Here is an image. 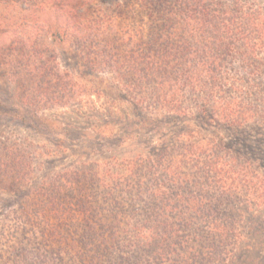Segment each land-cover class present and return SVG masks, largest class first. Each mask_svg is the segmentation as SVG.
Masks as SVG:
<instances>
[{"label":"trees","instance_id":"1","mask_svg":"<svg viewBox=\"0 0 264 264\" xmlns=\"http://www.w3.org/2000/svg\"><path fill=\"white\" fill-rule=\"evenodd\" d=\"M74 1L76 0H55L52 4L59 3L61 8L67 7L70 10V4ZM155 1L140 0L141 4H139L140 8L144 10V16L153 24L142 32L148 41L138 34L141 32L135 30H133L134 32L129 30L124 32L123 29L114 28L118 35L117 38L122 40L116 39L112 43L105 40L95 41L96 36L100 37L104 34L102 32L92 33L90 27H87L88 31L85 33L82 32L83 29L77 31L73 41L75 43L72 42V46H75L78 55L86 61L85 67L113 71L119 92L123 93V101L130 107V115L136 119L139 126H152L151 132L161 133V129L169 125L163 116L172 115L180 119L196 118L206 126V128H202L205 131H208L209 128H225L243 136L244 126L254 121L255 104L263 102V99L259 100L254 96L256 93L252 88L259 85L252 80V76L264 73L260 70L261 63L259 62L261 61L258 59L259 56L264 55V46H256L249 40L253 36L251 32L253 29H256L254 32L259 34V37L264 35V18L257 22L258 17H251L255 24H253L254 28L248 31L241 29L243 20L240 21L238 17L233 16L229 12L230 10H224L221 4L213 3L216 7H211L210 1L207 3L205 0H175V5L167 0ZM84 5L86 4L82 3L78 8L72 9L74 14L68 13L67 20L71 23L77 21L78 10L80 11ZM155 6H158L160 13L164 11L161 22L164 25L159 26L151 21L154 14L151 8ZM131 16L126 15V18L131 19ZM12 18V12L7 15V18L0 16V27L3 24L2 28L5 29L2 36L4 43L0 47V79H5L11 91L12 117L23 119V121H19L25 125L27 121L19 115L29 116L30 121L36 120V114L40 111L49 108L64 109L72 104L78 92L86 93L87 89L77 84L72 76L60 71L56 63L54 43L56 40L63 42L64 37L68 35L67 30L62 33L57 30H40L35 39L39 37V34L44 38L36 43L29 44L28 39L25 40V43L10 39L5 43L7 32H9L6 29L14 27L9 22ZM139 22L144 24L143 19ZM69 29L77 30L78 28L75 24ZM155 29L158 30L159 35H165L166 43H159V40L154 39ZM47 34L53 43L46 44L45 36ZM120 34L125 37V40ZM137 35L140 36L138 39ZM185 54L186 56H183ZM231 60L239 61L240 68L248 69L245 74H248L249 77L243 79L244 82L225 76L224 70ZM249 83H253L254 87H251ZM3 111L4 116H7L9 112ZM158 114L160 115L159 120L152 117ZM99 120L91 127L99 135L94 139L96 141H101V138H108L111 135L110 121L100 118ZM138 125L134 124V126ZM68 130L67 127L66 129L61 128L58 129L59 134H53L57 137L53 145L58 150L66 140L68 141L67 137L73 140L79 138V135L75 136ZM85 135L87 134H82L83 138H86ZM178 135V137H183V145H186L188 140L195 141L196 137L203 143L199 142L196 145L197 142H190L188 148H183L185 154H177L178 156H175L174 146L168 148V146H164V143H161L156 148L148 147V151L146 149L138 150L131 158L119 160L118 163L111 159L114 164L124 169L117 178L116 183L119 185L110 183V173L102 174L99 166L95 163H93L94 168H85V171L78 170L72 173V176H67L64 184H61L64 176L56 184L45 180L40 183L39 191L35 190L39 198H44L45 202L33 206H29L28 203L21 205L19 213L28 219V210L34 216L41 218V223L45 225L41 231V235L44 237H41L49 245H55L60 249L63 245V252L67 251L73 254L76 250L73 245L76 244L77 249H80L76 256L78 259L76 264H124L130 262V252L118 246L116 236L120 233L127 234L129 230L136 241L135 246L142 247L139 250L145 249L146 246L157 240L160 242L170 240L180 232L178 228H175V223L171 224L169 221L168 218L171 215L177 217L176 223L184 222L181 219L183 213L190 216V220H185L184 227L187 230L185 233L188 234L189 228L192 229L193 218L197 217L201 220L211 218L214 216L213 213L219 212L221 208H224L226 212L234 205L228 197L223 199L224 204H221L217 201V195L223 196L222 198L232 195L239 188L251 185V182L246 176L244 182L239 178V171L230 169V164L236 160L232 155H239V152L233 150L227 144V140L219 134L204 138L199 130L192 129L181 130ZM3 156L4 161L1 159ZM27 157L24 156L21 146L1 144L0 166L6 168V173L3 176L4 181L0 179V191L9 190V193H12L13 186H16L15 189L19 190L18 192L28 189L31 181L28 179L30 166L26 161ZM189 160L197 162V165H203L201 167L202 178L205 182L202 186H197V182H192L194 176L191 177L181 172L182 167L179 165H185ZM80 164L85 166L87 163ZM208 174H212L213 186L206 182V179H209ZM159 175L165 183L159 182ZM148 177L149 183L146 185L144 181H147ZM89 178H94L97 183H90L92 180ZM111 180L114 181V179ZM177 182L180 184L175 187ZM75 185L77 189L73 190ZM95 187L105 192L102 197L103 204H87L86 200L88 199L82 196L86 193L85 189L88 188L91 189L92 194L89 193L90 195L87 197L91 199L96 195ZM205 187H207L206 190ZM121 188H123L124 194L137 200H141V195L144 193L143 195L149 200L144 211L153 213L149 216L146 215L143 224H130L116 220L114 224L108 226L109 236L95 235V229L92 226L95 225L97 228L99 223L92 224L96 219L94 213L97 210L100 213L104 211L103 207L108 202V198L112 196V193L121 191ZM236 188L238 189L236 190ZM71 191L77 194V197H71L77 202L79 214L89 216L92 220L84 216L75 218L73 213H68L69 210L64 208L61 203L63 195ZM30 193L31 190L28 189V192L21 193L20 197L30 200L32 199ZM131 201L133 200H130L129 207L132 209ZM113 202L114 209L118 208L124 211L121 203H117L115 200ZM86 206L89 207L86 208ZM46 210H49V214L54 217L52 222L49 220L52 218L50 215H48L49 219L45 216ZM225 212L222 211L223 214ZM73 224L77 228L74 229ZM211 225L213 226L212 230L216 231L213 223ZM187 236L194 238V242H196V237L192 234ZM170 246L177 249V243L170 244ZM132 247L130 246V248ZM175 252V250H170L171 254L164 257V253L167 252L158 249V254L163 262L164 260L171 261L170 257ZM86 253L94 255L88 256L86 259L82 257ZM242 253L239 249L226 251L224 263L264 264V254L261 252V248L254 258L249 256L248 259L243 260L245 254ZM73 259L72 257L70 261ZM50 261L51 259L48 260V262Z\"/></svg>","mask_w":264,"mask_h":264},{"label":"rangeland","instance_id":"2","mask_svg":"<svg viewBox=\"0 0 264 264\" xmlns=\"http://www.w3.org/2000/svg\"><path fill=\"white\" fill-rule=\"evenodd\" d=\"M167 1L175 5V0ZM205 1L207 3L210 1L211 7H216L213 3L221 4L224 10H230L229 12L233 16L238 17L240 21L243 20L241 29L244 30L251 31L254 28L253 24H255V21L251 17H258L257 22L264 18V0ZM53 2L55 0H0V16L7 18V15L11 12L13 15L9 22L14 27L6 29L9 32H7V41L5 43L9 39L21 41L22 43H25V40L28 39L29 44L31 42L36 43V41L44 38V36L39 34V37L35 39L40 30H57L60 33L67 30L68 35L64 37V41L58 42L56 40L54 43L53 49L56 63L60 71L66 72L72 76L77 84L87 89L86 93L78 92L72 104L64 109L49 108L40 111L36 114V120L30 121L29 116L19 115L27 121L25 125H22L19 120L23 121V119L12 117L11 91L5 79H0V147L1 144L21 146L24 156H28L26 160L30 166L28 179L31 181L28 189L31 190L30 196L32 198L30 200L25 199L26 201L22 199L20 197L21 193L26 194L28 189L24 188L25 190L18 192L19 190L15 189L16 186H13L12 193H9V190L0 191V264H76L78 261L76 256L80 252L76 244L73 245L74 249H76L73 254L67 251L63 252V245H61V249L55 245H49L42 238L44 236L41 235V231L45 227L41 223V218L34 216L27 210L29 218L26 219L19 213L20 206L27 203L29 206H33L45 202L44 198L40 199L36 193L41 187V182L46 180V182L51 181L56 184L64 176L62 179L63 183H61L64 184L67 176H72V173L78 170L85 171V168H94L93 163L99 166L102 174L110 173V183L116 185L117 178L124 169L114 164L111 159L116 160V163H118L120 162L119 160L131 158L138 150L146 149L148 151V147L156 148L161 143H164V146L166 145L168 148L174 146L175 156L177 154H185L183 153V148H188L190 142H197L196 145L199 142L200 144L203 143L196 137L195 141L188 140V143L183 145V137H178V133L181 130L188 131L192 129L199 130L204 138H209L210 135L216 134L225 138L228 142L227 144L233 150L239 152V155H232L236 160L230 164V169L236 172L239 171V178L243 179L244 182L246 181L244 178L246 176L251 185L246 183V188H236V190L238 189L237 192L224 198L217 195V201L221 204H224L223 199L228 197L234 205L226 212L224 208H221L219 212L213 213L214 216L211 218L203 220L197 217L193 218L192 229L189 228L188 234H186L187 230L184 227L186 224L185 220H190V216L186 213H183L184 215L181 217L184 222L176 223L177 217L175 215L170 214L171 216L168 218L171 224L175 223V228L179 229L178 235L164 242L159 240L152 242L143 250H139L142 247L138 248L135 246L136 241L129 230L127 234H118L115 238L118 246L130 252V262L124 264H225L224 261L226 259L224 260V257L226 255L224 253L226 251L241 250L245 254L243 260L248 259L249 256L251 258L256 257L257 253L260 252V248L264 254V73L252 76V80L259 85L252 88L256 93L254 96L259 100L263 99V102L255 104L256 107L253 109L255 111L254 121L244 126L242 130L244 132L243 136H240L237 132H230L225 128H209L208 131H205L202 128H206V126L196 118L180 119L172 115H162L165 117V121L169 122V125L164 126L161 129V133L151 132L152 126H139L136 119L130 115V107L123 101V93L119 92V86L114 79L116 78L115 73L107 69L95 70L85 67L86 61L78 55L75 46H72L76 32L83 29L82 32L85 33V31H88L87 27L92 28V33L98 32L99 34L102 32L104 34L100 37L96 36L95 41L105 40L112 43L116 39L122 40L117 38L118 35L115 33L116 30L114 28L123 29L124 32H127V30L141 32L138 34L148 41L142 32L153 24L144 16V10L139 6L141 4L140 0H76L70 4V10L67 7L61 8L59 3L55 4V7L52 4ZM82 3L86 5L80 8V11L77 9L79 12L77 21L71 23L66 16L72 12V9L78 8ZM154 3L156 4L157 2L155 1ZM151 11L154 13L151 21L159 24V26L164 25L161 23L164 11L160 13L158 6L151 8ZM126 15H132V18H126ZM141 19H143L144 24L139 22ZM75 24L77 25V30L69 29L70 26ZM2 27H0V47L4 43L2 36L5 29ZM254 30L256 29L251 31L253 36H251L249 41L256 46H264V35L259 37L260 35L255 33ZM158 33V30L155 29L154 39L159 40V43H166L165 35L162 36ZM120 36L123 37L122 34ZM45 37L47 40L46 44L53 43L51 37L49 38V34ZM139 37L137 35V39ZM123 39L125 40V37ZM183 56H186V54ZM258 59L261 61L259 62L261 63L260 70L264 72V55L259 56ZM239 65V61L231 60L224 70L225 76L237 78L244 82L242 80L249 77L248 74H245L248 69L245 68L244 70ZM249 84L254 87L253 83ZM3 110L9 112L7 116H4ZM152 117L160 119L159 114ZM99 118L110 121L111 135L108 138H101V141H96L94 139L98 138L99 135L91 127L94 123L100 121ZM132 120L134 121L132 122ZM136 123L139 127L134 126ZM66 127L73 135H79V138H74L75 140H73L67 137L68 141L66 140L65 144H62L58 150L53 145L57 139L53 134H59L58 129H66ZM82 134H87L85 135L86 138H83ZM87 136L89 137L87 138ZM1 159L4 161V156ZM190 160L185 165H179L182 167L181 172L191 177L194 176L192 182H197V186H202L205 182L202 178L203 171L201 167L203 165H197V162ZM82 162L87 164L83 166L80 164ZM5 173L6 168L0 166V179L3 181ZM208 176L209 179H206V182L213 186L212 174H208ZM111 179H114V181ZM91 180L90 183H97L94 178ZM159 180V182L165 183L161 176ZM144 182L147 185L149 177ZM7 184L9 185L8 180ZM179 184L177 182L175 187H178L177 185ZM72 189L76 190L77 186H73ZM85 190L86 193L82 194V196L88 199L86 200L87 204H103L102 197L105 193L103 190L95 187L94 192L96 195L91 197L93 200L87 197L90 195L91 189L86 188ZM122 190L123 188H121V191L118 190L112 193V196L108 198V202L103 207L104 211L100 213L97 210L94 213L96 219L93 220L92 224L99 223L100 225V227L97 225V228L95 225L92 226L95 229V235L109 236L108 226L114 224L116 220L125 223L129 222L130 224H143L147 217L146 215L149 216V214L153 213L152 211L151 213L147 210L144 211L146 209L145 206L149 203L148 198L143 195L144 193L141 195L142 199L137 200L134 197H129L128 194H124ZM67 194L63 195L62 205H64L66 210H69L68 213H73L75 218H82L84 215L79 214L77 202L71 197H77V194L73 191L67 192ZM114 200L122 204L124 211L118 208L114 209L112 205ZM130 200H133L131 201L133 204L132 209L129 207ZM88 207L86 206V208ZM30 209L32 210V208ZM48 211L46 210L45 216L48 219L52 217L49 219L52 222L54 217ZM222 211L225 213L223 214ZM84 217L92 220L89 216L85 215ZM64 219L66 220V218ZM212 223L216 227V231L212 230ZM73 228L75 229L77 226L73 224ZM191 234L196 237V242H194V238L187 236ZM175 243H177V249L170 246V244ZM130 246L133 247L130 248ZM158 249L167 252L166 254L164 253V257L167 254H171L170 250H175L176 252L170 257L171 261L164 260L163 262L158 254ZM93 255L92 253H86L82 257L87 259L88 256ZM72 257L74 259L70 261ZM50 259L51 261L48 262Z\"/></svg>","mask_w":264,"mask_h":264}]
</instances>
